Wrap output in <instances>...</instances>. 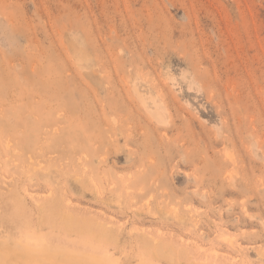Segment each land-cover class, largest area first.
Here are the masks:
<instances>
[{"label":"rangeland","instance_id":"rangeland-1","mask_svg":"<svg viewBox=\"0 0 264 264\" xmlns=\"http://www.w3.org/2000/svg\"><path fill=\"white\" fill-rule=\"evenodd\" d=\"M18 230L106 231L117 264L156 243L209 264L186 240L264 264V0H0V235Z\"/></svg>","mask_w":264,"mask_h":264},{"label":"bare ground","instance_id":"bare-ground-1","mask_svg":"<svg viewBox=\"0 0 264 264\" xmlns=\"http://www.w3.org/2000/svg\"><path fill=\"white\" fill-rule=\"evenodd\" d=\"M134 91L143 104H146L150 99H152L153 104L157 105V103H160V101L152 95L149 97L144 96L143 101L137 87L134 88ZM154 114L156 118L161 119L158 112H154ZM66 223L69 225H76V222L71 218L66 220ZM91 227L92 223L88 222L85 224L86 229L91 230ZM106 235L107 232L103 231L97 242H85V240L81 238L76 240H65L64 242L60 237H49L48 235L36 236L35 234H31L21 236L20 231L18 230L15 234L9 233L8 235H0V264H80L74 255L73 258H69V255L71 254L69 250L54 249L60 246L63 247V244H65L70 250L74 251V253L84 256L86 259H93L95 264H117L114 260V255L107 246L108 242L106 241ZM12 240H14V242ZM186 243L192 246L193 249H196L194 250L195 252L198 250L201 251V253H204V257L207 256L205 260L203 259L205 262L209 264H214V262H216L215 260L211 261V259H209V255H207L208 251L204 248L203 243L201 245L199 242H189L188 240H186ZM155 247V250L152 249V251L144 254L139 259L138 264H162L157 258L163 259L162 255L166 254V251L164 250L165 246L161 245V243H156ZM167 251H170V258H166V260L174 262L176 260L174 258V252L176 251L175 248L170 247ZM215 256L217 257V255ZM224 256L226 262L232 264L238 263L236 256V258L232 256L228 257V255L226 257L225 254ZM239 260H241V264H248V261H245V259Z\"/></svg>","mask_w":264,"mask_h":264}]
</instances>
